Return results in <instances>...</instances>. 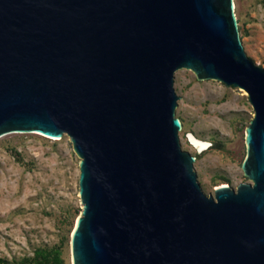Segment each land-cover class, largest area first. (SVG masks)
I'll return each mask as SVG.
<instances>
[{"label":"water","instance_id":"95a60500","mask_svg":"<svg viewBox=\"0 0 264 264\" xmlns=\"http://www.w3.org/2000/svg\"><path fill=\"white\" fill-rule=\"evenodd\" d=\"M249 94L244 175L207 195L175 73ZM68 135L82 210L72 264H264V66L235 0H0V137Z\"/></svg>","mask_w":264,"mask_h":264},{"label":"rangeland","instance_id":"374dc122","mask_svg":"<svg viewBox=\"0 0 264 264\" xmlns=\"http://www.w3.org/2000/svg\"><path fill=\"white\" fill-rule=\"evenodd\" d=\"M247 55L264 66V0H235ZM176 115L183 150L196 157L194 169L207 195L220 185L237 188L244 175L246 129L255 116L243 88L199 80L190 69L175 73ZM189 134L208 141L199 151ZM80 157L68 135L11 132L0 137V264H72L71 234L82 210ZM45 251L42 258L37 252ZM51 255L49 256L48 254Z\"/></svg>","mask_w":264,"mask_h":264},{"label":"bare ground","instance_id":"6f19581e","mask_svg":"<svg viewBox=\"0 0 264 264\" xmlns=\"http://www.w3.org/2000/svg\"><path fill=\"white\" fill-rule=\"evenodd\" d=\"M189 141L195 146L199 151L206 150L210 143L208 141L197 138L194 134H189ZM82 204V203H81ZM83 207V206H82Z\"/></svg>","mask_w":264,"mask_h":264},{"label":"trees","instance_id":"16d2710c","mask_svg":"<svg viewBox=\"0 0 264 264\" xmlns=\"http://www.w3.org/2000/svg\"><path fill=\"white\" fill-rule=\"evenodd\" d=\"M37 253H38L40 256H42V258H45L44 256H47L45 251H38ZM59 254H60V251H57L55 256H56V259L59 261V264H60L61 262H60V256H59ZM48 255L50 256L51 253L48 254ZM42 260H43V259H42ZM42 260L36 261V260H34V259L25 258V259L21 262V264H35L36 262H41Z\"/></svg>","mask_w":264,"mask_h":264}]
</instances>
